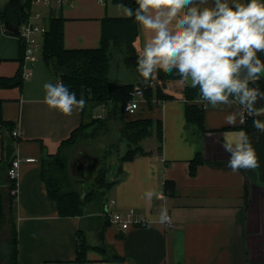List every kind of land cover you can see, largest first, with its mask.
<instances>
[{
  "label": "crops",
  "instance_id": "1",
  "mask_svg": "<svg viewBox=\"0 0 264 264\" xmlns=\"http://www.w3.org/2000/svg\"><path fill=\"white\" fill-rule=\"evenodd\" d=\"M6 1L0 0V10ZM121 4L112 0H66L58 6L52 0L50 7L31 5V12L42 14V19L35 22L46 28L52 18H63L66 49H96L102 44L103 20L127 17ZM149 38L150 34L140 26L137 49ZM41 40L44 46V36ZM257 56L264 62V53ZM24 68L31 76L23 78L21 86L0 87L2 118L12 124L13 131H20L15 138L0 122L4 201L7 208L10 205L9 218L18 231V264H264V132H258L253 121L249 132L239 118L235 125L225 122L227 115L244 111L239 105L212 107L196 101L205 113V132L199 133L186 121L184 89L190 86L173 80L166 85L171 99L154 108L145 101L137 110L124 113L127 121H161L163 149L158 153L155 133L143 141V147L151 153L122 163L123 175L108 192L106 207L111 213L134 210L147 223L158 218L161 207L166 206L175 227L131 224L123 231L104 214L99 219L87 214L62 217L49 196L42 177L43 160L59 152L61 144L87 120L88 110L65 116L43 103L44 84L60 82L59 77L44 61L43 48L34 60L22 61L20 37L8 33L0 18V78L14 77ZM128 78L130 82L138 81L136 74L130 73ZM249 86L264 92V76ZM257 107H264V101ZM100 112L98 106L91 110L89 118ZM103 114L106 123L115 120L108 109ZM252 118L264 121V116ZM121 129L119 126V134ZM241 130L249 136L259 167L233 173L227 166L229 153L223 145L235 142ZM198 154L203 163L192 175L190 162ZM15 158L22 162L18 194L12 196L7 170ZM70 171L73 175L71 166ZM165 180L175 183L174 196L164 194ZM151 189L161 192L165 199L147 202L144 193ZM80 231L92 246L82 262L77 260ZM100 246L120 257L121 262L107 259L96 249Z\"/></svg>",
  "mask_w": 264,
  "mask_h": 264
},
{
  "label": "clouds",
  "instance_id": "2",
  "mask_svg": "<svg viewBox=\"0 0 264 264\" xmlns=\"http://www.w3.org/2000/svg\"><path fill=\"white\" fill-rule=\"evenodd\" d=\"M136 7L119 5L123 14L150 34L138 49L137 72L148 83L158 70L179 76L180 82L198 88L202 102L217 105L237 104L244 111H235L225 122L235 125L239 118L264 116V92L250 87L264 76V62L257 53H264V2L262 0H135ZM43 103L65 116L82 111L87 100L77 99L63 82L45 83ZM253 127L264 132V121L253 119ZM228 168L255 170L257 153L248 134L241 130L235 142H226ZM151 203L165 197L155 189L144 193ZM107 211V208L105 209ZM170 227L168 208L161 207L158 218L147 222Z\"/></svg>",
  "mask_w": 264,
  "mask_h": 264
},
{
  "label": "trees",
  "instance_id": "3",
  "mask_svg": "<svg viewBox=\"0 0 264 264\" xmlns=\"http://www.w3.org/2000/svg\"><path fill=\"white\" fill-rule=\"evenodd\" d=\"M114 3H122L129 7L135 8V0H112ZM32 0H10L7 5L6 15L0 10V18L4 22L5 18L11 24L16 26L19 21L25 22L29 19L31 13ZM12 35H18L7 31ZM140 36V26L135 22L134 17H106L103 20L102 27V44L96 49H66L64 46V20L63 18H52L48 24L47 32L44 35L43 58L50 70L59 77L60 82L76 93L77 99L87 100L85 108L89 111L98 106L106 105L108 112L122 118L121 137L128 145L127 152L121 157L118 167L117 177L108 176L103 171L95 179L94 183L88 187L86 193L80 192L79 188L84 183L73 178L70 166L72 161L66 149L73 146L81 137L84 122L76 128L71 136L65 140L56 155L50 156L43 160L42 177L46 183L49 196L57 203L59 213L62 217L84 216L85 209L89 202H96L106 212L107 202L105 201L106 193L111 190L117 181L122 177V163L133 160L134 158L147 155L143 147V141L148 139L154 133L157 140V151L162 153L163 149V126L161 121L154 122L149 118L135 120H124V105L131 98V92L136 84L145 89L146 102L149 108L159 105L158 101L171 99L173 96L166 93V85L173 80H180L175 73L166 74L158 70L154 74L156 87L146 88L150 83H143V78L137 72L136 60L138 49L136 41ZM122 54L124 63L132 69L138 78L137 83H117L109 76L110 63L115 54ZM22 61H24V47L22 46ZM23 84L22 71L11 78H0V87L21 86ZM184 98L186 105V121L188 125L197 132H205L204 126V108L199 106L196 101L201 100L198 88L186 87L184 89ZM161 104V103H160ZM106 123L105 119L101 120ZM253 118L250 117L246 122V130L249 132ZM0 122L3 126L8 127L13 132V126L3 120L1 115L0 103ZM99 122V120H97ZM203 163V158L198 154L190 162V173L195 175L198 166ZM10 166V165H9ZM9 190L12 188L11 180L8 176ZM5 169L0 162V233L5 223L6 207L4 202L3 186L5 185ZM78 187L75 188L74 186ZM80 186V187H79ZM94 190H91V189ZM175 183L165 180L163 191L166 196L175 195ZM100 194H95V192ZM97 195V196H96ZM107 198V197H106ZM10 210V205L7 208ZM106 216V215H105ZM108 218V216H106ZM108 222V219H106ZM12 237L6 248L0 241V264H18L19 256V236L17 228L10 219ZM92 248L85 236H78L77 260L82 262L86 260L87 251ZM101 253L106 254V258L120 263L121 258L108 253L105 247H96Z\"/></svg>",
  "mask_w": 264,
  "mask_h": 264
},
{
  "label": "rangeland",
  "instance_id": "4",
  "mask_svg": "<svg viewBox=\"0 0 264 264\" xmlns=\"http://www.w3.org/2000/svg\"><path fill=\"white\" fill-rule=\"evenodd\" d=\"M130 73L133 75L136 74L132 69L125 65L122 54H115L111 60V79L118 83H128L132 80L128 78V74ZM131 83H135L134 80ZM90 113L91 109L88 111L87 120L84 122L81 137L73 146H69L66 149L72 163H79L78 161L85 162L84 160H86L88 166L85 172V177L87 181L84 183V186L82 185V187L79 188V191L84 193L88 191V187L94 183L96 177L101 172L105 171L109 177H114L118 172L121 157L128 150L126 141L121 137V133L119 134L117 132L119 126L122 128V120L120 121L122 118H116L115 116V120L110 123H104L101 121L103 119L95 118L96 114L93 118H89ZM97 120H99V122H97ZM72 177L80 178L79 176L74 175H72ZM74 187L77 188L78 186L75 185ZM91 190L94 189L92 188ZM94 192L95 194H100L99 192ZM106 197L105 201L107 202L109 201L108 192L106 193ZM98 203L89 202L86 206L85 213L97 219L102 218V209ZM11 235L10 218L6 207L5 223L2 226L0 233L1 244L5 248L9 245V241L12 237Z\"/></svg>",
  "mask_w": 264,
  "mask_h": 264
},
{
  "label": "built area",
  "instance_id": "5",
  "mask_svg": "<svg viewBox=\"0 0 264 264\" xmlns=\"http://www.w3.org/2000/svg\"><path fill=\"white\" fill-rule=\"evenodd\" d=\"M66 0H56V4L58 6H62ZM31 4L37 7H50L52 5V0H32ZM36 19H42V14L40 12H31L28 20L22 23L18 36L20 37L21 44L24 47V61L29 62L35 59V56L39 51L43 48L42 38L47 32V28L43 25L35 22ZM23 78L28 79L31 76L30 71L24 68L22 72ZM154 88L156 87L155 80L150 81V83L146 86V88ZM146 101L145 89L136 84L134 86L133 91L131 92V98L125 103L124 111L125 112H133L140 107L142 102ZM163 101H158V103H162ZM102 112L97 113L95 118L103 119L105 111L107 110L106 105H101ZM245 124L251 116H247L245 113ZM13 136L18 138L20 135L19 130L13 131ZM27 161H32V159H27ZM22 160L20 158H15L8 169V176L11 180L12 188L10 190V194L12 196H16L18 194L19 181H20V168H21ZM114 203V201H111ZM104 215L108 216L112 223L117 225L121 230L125 231L129 228L131 224L144 225L146 221L140 217H138L137 213L134 210L129 211L127 214L123 213H111L108 210L104 213ZM170 216V215H169ZM171 217V216H170ZM172 218V217H171ZM175 227V224L172 220V225L168 228Z\"/></svg>",
  "mask_w": 264,
  "mask_h": 264
},
{
  "label": "water",
  "instance_id": "6",
  "mask_svg": "<svg viewBox=\"0 0 264 264\" xmlns=\"http://www.w3.org/2000/svg\"><path fill=\"white\" fill-rule=\"evenodd\" d=\"M9 2L10 0L6 1L5 4L1 8V11L4 15H6L7 5ZM4 25L7 31L14 33V34H19L22 21H19L18 24L14 26L13 24L9 22V20L6 17L4 20ZM87 166L88 165L85 162H81L80 164H77V163L71 164L73 175L79 176L83 178L84 180H86L85 172H86Z\"/></svg>",
  "mask_w": 264,
  "mask_h": 264
},
{
  "label": "flooded vegetation",
  "instance_id": "7",
  "mask_svg": "<svg viewBox=\"0 0 264 264\" xmlns=\"http://www.w3.org/2000/svg\"><path fill=\"white\" fill-rule=\"evenodd\" d=\"M84 161H86V160H84ZM79 162V164L81 163V162H83V161H78ZM74 163V162H73Z\"/></svg>",
  "mask_w": 264,
  "mask_h": 264
}]
</instances>
